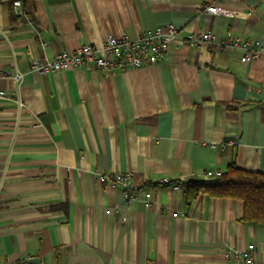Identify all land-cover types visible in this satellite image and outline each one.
Segmentation results:
<instances>
[{"label": "crops", "instance_id": "obj_1", "mask_svg": "<svg viewBox=\"0 0 264 264\" xmlns=\"http://www.w3.org/2000/svg\"><path fill=\"white\" fill-rule=\"evenodd\" d=\"M13 1L0 0V262L264 264V224L243 221L240 200L187 203L159 182L230 163L264 172V55L244 64L241 47L174 41L136 69L31 68L167 23L264 44V0H221L232 17L200 13L205 0H21V15ZM104 172L131 173L136 199L93 176Z\"/></svg>", "mask_w": 264, "mask_h": 264}, {"label": "built area", "instance_id": "obj_2", "mask_svg": "<svg viewBox=\"0 0 264 264\" xmlns=\"http://www.w3.org/2000/svg\"><path fill=\"white\" fill-rule=\"evenodd\" d=\"M220 1L205 0L199 8V12L232 17L234 15L233 11L220 6ZM12 4L15 13L21 15V0H14ZM174 41L192 46L215 45L216 48L221 50L241 47L243 53L240 61L244 64L264 55V44H260L258 41L249 42L237 36H228L225 39L217 40L215 34L209 30L200 33L188 32L180 34L179 29L172 23H167L153 30L142 31L134 37L127 34L121 36L109 34L104 37L99 47L83 44L72 51H60L52 60L43 61L39 57L33 56L31 58V68L40 75L79 68H101L106 71L136 69L164 61L167 57V47ZM46 46L47 43L41 42L42 48ZM3 75L6 77L9 76V72L6 71ZM21 77V73H16L12 78L15 82H18ZM4 94L3 91H0V97L4 96ZM17 102L20 104L19 100ZM235 143V140H230L227 143H220L219 146L224 147L226 144L233 145ZM211 147L214 148L215 145L213 144ZM219 175H221V171L217 170L206 171L204 176L206 180H213ZM93 176L100 183L110 186H120L124 200L130 201L136 199L139 187L133 184L131 173L104 172ZM159 182L169 184L174 191L180 189L178 184H171L166 177L159 179ZM226 255L228 256V253ZM234 258L237 259L238 264H255L252 253H245L243 256L235 253ZM0 264H26V261L19 262L17 260H11L0 262ZM150 264L155 263L150 262Z\"/></svg>", "mask_w": 264, "mask_h": 264}, {"label": "trees", "instance_id": "obj_3", "mask_svg": "<svg viewBox=\"0 0 264 264\" xmlns=\"http://www.w3.org/2000/svg\"><path fill=\"white\" fill-rule=\"evenodd\" d=\"M170 183L180 186L187 203L201 194L240 200L243 203L242 220L264 224V172L241 169L230 163L213 180L189 178Z\"/></svg>", "mask_w": 264, "mask_h": 264}, {"label": "water", "instance_id": "obj_4", "mask_svg": "<svg viewBox=\"0 0 264 264\" xmlns=\"http://www.w3.org/2000/svg\"><path fill=\"white\" fill-rule=\"evenodd\" d=\"M31 263H37V262H40V259L39 258H32L30 260Z\"/></svg>", "mask_w": 264, "mask_h": 264}]
</instances>
